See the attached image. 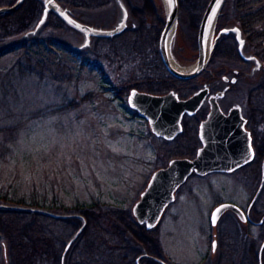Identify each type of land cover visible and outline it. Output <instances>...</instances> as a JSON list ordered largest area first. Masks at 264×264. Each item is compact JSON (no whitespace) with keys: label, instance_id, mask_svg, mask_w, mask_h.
I'll use <instances>...</instances> for the list:
<instances>
[{"label":"rangeland","instance_id":"rangeland-1","mask_svg":"<svg viewBox=\"0 0 264 264\" xmlns=\"http://www.w3.org/2000/svg\"><path fill=\"white\" fill-rule=\"evenodd\" d=\"M208 1L198 0L197 12H201V17ZM124 2L130 12L127 33L94 37L89 48L76 51L74 46L82 42V33L74 28H57L52 22L39 31L41 43L0 56V202L32 205L30 203L39 198L43 205L35 206L84 215L81 210L101 201L133 212L134 203L157 168L166 165L171 157L196 154L201 145L199 124L209 106L196 116L187 117L184 131L169 140L155 134L148 120L128 103V95L134 87L132 79L142 81L144 89L164 91L170 88L165 87L162 79L170 72L159 51L163 25L156 36L157 18L161 17L163 24L165 21L161 1ZM231 5L232 2L225 3L220 27L238 23ZM79 10L78 18L98 26H113L118 15L116 0L94 1ZM201 17L194 18L180 5L178 35L173 47L179 61L189 63L197 58ZM49 38L59 40L49 41ZM218 44L224 50L219 57L213 55L209 69L195 78L178 82L177 89L185 96L206 81L216 91L226 85L224 75L237 76L236 82H230L220 103L225 111L240 103L246 115L247 93L260 79L264 68L251 73L254 62L241 57L234 35L222 37ZM133 52L142 53L141 61L133 59ZM246 52L254 50L247 45ZM151 59L155 60L154 65L162 78L140 63H149ZM139 64L140 69L134 71V66L138 68ZM141 76L147 78L139 79ZM116 89L122 97H118ZM77 100L81 101L71 104ZM251 170L248 164L235 172H212L199 179L190 178L178 190L176 202L157 226L146 228V241L133 236L117 238L112 241L117 243L114 257L102 249L100 242V257L107 264H137V258L149 252L171 264H208L213 246L210 234L216 229L219 251L216 258L212 256V264H253V252L246 251L249 242L256 245L255 264H259L263 226L248 222L241 227L231 210H227L216 225L210 221L213 208L222 201H233L243 208L248 206L257 190ZM258 174L260 184L262 166ZM1 196L7 197V201ZM252 214L260 221L262 212L254 209ZM70 218L78 219V226L66 227L57 234L53 233L55 227L51 230L60 238L56 243L63 247L62 254L67 241L83 221L78 217ZM5 220L16 219L0 215L2 251ZM28 220L25 218L19 224L27 225ZM245 229L249 233L247 239L242 235ZM1 256L0 262H3ZM262 257L264 264V249ZM145 261L162 264L156 260ZM3 264H7L5 260Z\"/></svg>","mask_w":264,"mask_h":264},{"label":"water","instance_id":"water-1","mask_svg":"<svg viewBox=\"0 0 264 264\" xmlns=\"http://www.w3.org/2000/svg\"><path fill=\"white\" fill-rule=\"evenodd\" d=\"M25 0H16L12 4L0 5V13L17 10ZM165 21L159 37V51L167 70L174 76L190 79L209 69L216 45L222 36L233 34L237 41L238 52L247 61L254 62L251 73L255 74L264 68V62L254 52H246L248 45L243 28L239 23L226 24L218 28L220 15L227 0H209L202 14L197 44L198 56L192 62H182L174 54V43L178 35L180 0H160ZM43 12L36 25L24 32L22 38L36 36L47 23L51 12L56 13L68 26L82 33L83 39L74 49L82 51L89 48L93 37H113L124 32L129 25V8L124 0H116L118 5L117 20L113 26H98L79 19L69 5L59 0H43ZM224 79L228 76L224 75ZM236 77H233V81ZM227 87L209 95L210 109L207 116L199 125V138L201 145L194 156H176L169 160L166 166L156 169L151 175L147 186L133 205V213L139 223L147 229H152L159 223L164 210L175 198L176 189L186 181L192 172L207 174L210 172H229L251 161L255 156L250 130L246 128V117L240 103L233 104L225 112L219 102L224 96ZM209 93V86H203L186 98H180L178 92L170 90L158 94L132 88L128 95L131 107L138 110L139 114L148 119L153 131L167 139H173L182 131V118L185 113L194 114L204 103ZM262 178L260 185L252 199L256 201L264 186V157L262 159ZM1 209L38 212L56 218L78 217L83 219L80 227L67 241L61 256V264H66V255L72 244L78 239L87 225L86 217L78 212L64 213L45 207L26 205L21 203L0 202ZM228 209H232L245 219V211L235 202L224 201L213 209L211 223L216 225L220 216ZM219 210V211H217ZM263 218L260 220L262 222ZM1 236V232H0ZM264 240L259 249V264H263ZM143 256L162 263L168 261L144 252L137 258V264ZM225 264V263H221Z\"/></svg>","mask_w":264,"mask_h":264},{"label":"trees","instance_id":"trees-1","mask_svg":"<svg viewBox=\"0 0 264 264\" xmlns=\"http://www.w3.org/2000/svg\"><path fill=\"white\" fill-rule=\"evenodd\" d=\"M15 1L16 0H0V5L12 4ZM59 1L65 5L71 6L74 13L78 16L80 13L79 8L85 9L94 1L97 3L105 0ZM230 2H232L231 7L233 8V15L236 21L242 26L248 45H250L262 60H264V0L227 1L228 4ZM180 5L182 8L190 11L194 18L200 19L201 12H197L198 0H180ZM43 8V0H25L17 10L0 13V56L7 52L26 49L33 44L41 43L39 34L30 38H21V35L36 25L43 12ZM153 11L154 9L152 8V12ZM153 14L155 13L153 12ZM152 16L153 18L156 17V15ZM157 20L159 23L156 36L159 34L160 27L163 25V19L161 17H158ZM52 22L54 25L56 24L58 26L57 28H70L54 12L50 13L49 20L45 26ZM54 40L57 41L59 38H57V40L49 38V41ZM223 50L222 46L220 47V45L217 44L214 56L219 57ZM133 54V59L139 58L141 61L140 58H143L140 52H133ZM154 61V59H151L149 63H140L144 68L149 67V69H152L154 74L157 73L155 76L162 78L160 70L154 65ZM146 63H148L149 66L146 65ZM141 65L139 64L138 68L134 66V71H138ZM122 66L125 67L124 64ZM140 78L144 80L143 78L147 77L141 76L139 79ZM162 80L166 88H177V83L181 81L170 73H166V76L163 77ZM132 81V86L134 85V87L138 89L145 88L141 85V80V82H138L139 80L134 78ZM123 93H126L125 90H123ZM89 96L90 95H88V97ZM80 101L81 100H77L71 104H78ZM246 104L248 107V113L246 112V115L252 131L253 145L256 151L255 157L247 164L251 166V178L253 179L254 186L258 188V173L261 172V161L264 156V69L260 79L250 87L249 93H247ZM249 184L250 183L247 182L245 183L247 186H249ZM1 197L4 200L7 198ZM18 201L24 202L22 199ZM30 204L43 205L39 198L34 199ZM254 209L258 212H262V214L264 213V187ZM81 211L87 219V226L80 237H78V243L74 244L72 249L68 252L66 264H107L108 262H106L102 256L100 257V253H102V249H105L109 251L110 254H113L114 257L117 252V243L112 241L117 240V238H129V236H133L137 238V240L146 241L144 234L147 232L146 227L138 222L133 212L128 208L96 201L89 208ZM0 215H8L16 219L15 221L5 220L6 223H3L5 246L3 251L0 250V256L2 253L3 262L5 260L7 264H61L63 247H58L56 243L57 240L60 241V238L56 235L57 231L63 230L66 227H75L79 224L78 219L75 221L72 218H55L30 211L0 209ZM25 218L29 219L28 224L23 225V222L19 224ZM59 226L61 228H57ZM54 227L56 231L53 233L56 234L51 232ZM63 242L65 243V240H63ZM100 242L103 243L101 246L102 249L100 248ZM251 251L254 255L253 264H255L257 259L256 245H252ZM5 253H7L8 259H6ZM133 257L132 254L131 260H133ZM3 262H0V264H3ZM109 264L111 263L109 262ZM145 264H149V261H145Z\"/></svg>","mask_w":264,"mask_h":264},{"label":"flooded vegetation","instance_id":"flooded-vegetation-1","mask_svg":"<svg viewBox=\"0 0 264 264\" xmlns=\"http://www.w3.org/2000/svg\"><path fill=\"white\" fill-rule=\"evenodd\" d=\"M250 62V61H249ZM174 76V75H173ZM174 77H176V76H174ZM234 77V76H233ZM233 77H231V78H229L228 77V79H224L227 83H226V85L223 87V88H225V87H227V90H228V88L230 87V82H232V83H234V82H236L237 81V79H238V77L237 76H235L236 77V80L235 81H233ZM177 79H180L181 81L182 80H186V79H183V78H179V77H176ZM206 84L209 86V93H208V95H207V97H206V99H205V101H204V103H203V105L201 106V108L195 113V114H187V113H185L184 115H183V118H182V127H183V129H182V132L184 131V129H185V125H186V118L187 117H194V116H196L204 107H206V106H210L209 105V100H208V98H209V95L210 94H212V93H215V92H217L218 90H214L213 89V86H212V84H210L209 82H203L198 88H196L195 90H193L190 94H188V95H185V96H183V95H181V92L177 89V88H170V89H167V90H164V91H152V90H147V89H139V90H143V91H149V92H152V93H166V92H168V91H170V90H175L176 92H178V95H179V97H181V98H186V97H188V96H190V95H192L196 90H198L199 88H201V87H203V86H206ZM137 88V87H136ZM115 89V88H114ZM220 90V89H219ZM227 90H226V92H227ZM112 91V90H111ZM225 92V93H226ZM116 93H117V95H118V97L120 96V97H122L123 95L121 94V92H120V90L119 89H116ZM225 95V94H224ZM221 98H223V96L221 97ZM221 98H219V101H220V99ZM127 100H128V98H127ZM221 104V103H220ZM242 105V104H241ZM222 106V105H221ZM223 108V107H222ZM242 109H243V114H244V108H243V106H242ZM137 112H138V110L137 109H135ZM224 110V109H223ZM209 111V110H208ZM208 111L205 113V116L207 115V113H208ZM225 111V110H224ZM225 112H228V111H225ZM138 114H139V112H138ZM140 115V114H139ZM245 115V114H244ZM246 116V115H245ZM142 118H144V119H146L145 117H143V116H141ZM246 119H247V121H246V128H248L249 130H250V133H251V135H252V131H251V128H250V125H249V123H248V117L246 116ZM147 120V119H146ZM149 122V121H148ZM182 132H180L179 134H181ZM178 134V135H179ZM177 135V136H178ZM176 136V137H177ZM161 137H163V136H161ZM175 137V138H176ZM174 138V139H175ZM252 139H253V135H252ZM184 156H189V154H186V155H184ZM246 165H248V164H244V165H242V166H240V167H238L236 170H233V171H231V172H235V171H239V168H243V166L244 167H246ZM163 166H165V165H163ZM208 174H210V173H208ZM249 174H250V172H249ZM248 174V175H249ZM207 174H199V173H197V172H192L189 176H188V178H187V180L182 184V185H180L179 187H178V189L176 190V192H175V198H174V200L167 206V208H166V210H165V212L168 210V208L173 204V203H175L176 202V199H177V193H178V190L190 179V178H198L199 179V177H203V176H206ZM263 190V189H262ZM261 193H262V191H261ZM261 193L259 194V196H258V198L256 199V201L254 202V203H252V199H253V196H251V199H250V201H249V203H248V206L246 207V208H243L241 205V207L244 209V211H245V215H246V218L245 219H243V218H241L239 215H238V213L236 212V211H234V210H231V211H233V213H234V217H235V219H237V221L239 222V225L241 226V224H243V223H253V224H255V225H258V226H263L264 225V220L262 221V222H260V221H258V220H256V219H254V217H253V214H252V211H254V207H255V205H256V202L259 200V198H260V196H261ZM214 209V208H213ZM165 212H164V214H165ZM212 212H213V210H212ZM212 212H211V215H212ZM226 212V211H225ZM224 212V213H225ZM174 212H172V214H173ZM178 213V212H177ZM223 213V214H224ZM222 214V215H223ZM222 215H221V217H222ZM263 215H264V213L262 214V217H263ZM220 217V218H221ZM261 217V218H262ZM210 219H211V216H210ZM219 221H220V219H219ZM218 221V222H219ZM242 227V226H241ZM242 230H243V228H241L240 229V232H242ZM245 231H246V229H245ZM242 235H244L245 236V238L247 239L248 237H249V233L246 231V233H243ZM210 236H211V240H212V251H211V253L208 255V264H212L211 263V260H212V256L214 257V258H216L218 255H216L217 254V252L219 251L218 250V248H219V244H218V240L216 239V229L213 231V234L211 233L210 234ZM251 249H252V243L251 242H249V246L246 248V251L250 254L251 253ZM149 253V252H148ZM153 255V254H152ZM159 257H161V256H159ZM145 260H150V261H154V259H152L151 257H148V256H143V257H141L140 258V263L141 264H145ZM218 264H221V263H218Z\"/></svg>","mask_w":264,"mask_h":264},{"label":"snow or ice","instance_id":"snow-or-ice-1","mask_svg":"<svg viewBox=\"0 0 264 264\" xmlns=\"http://www.w3.org/2000/svg\"><path fill=\"white\" fill-rule=\"evenodd\" d=\"M168 2H169V4H171V2H172V0H168ZM116 149H114V151H115ZM217 211H219V210H217Z\"/></svg>","mask_w":264,"mask_h":264}]
</instances>
